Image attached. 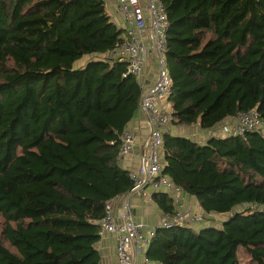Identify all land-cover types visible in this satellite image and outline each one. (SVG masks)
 Returning a JSON list of instances; mask_svg holds the SVG:
<instances>
[{"label": "trees", "instance_id": "1", "mask_svg": "<svg viewBox=\"0 0 264 264\" xmlns=\"http://www.w3.org/2000/svg\"><path fill=\"white\" fill-rule=\"evenodd\" d=\"M160 1L172 122L264 120V0ZM123 40L104 0H0V264H100L105 204L132 186L118 152L141 92L114 53ZM162 156V172L223 217L159 224L149 264H264V132L204 144L165 133ZM152 199L174 212L167 194Z\"/></svg>", "mask_w": 264, "mask_h": 264}, {"label": "built area", "instance_id": "2", "mask_svg": "<svg viewBox=\"0 0 264 264\" xmlns=\"http://www.w3.org/2000/svg\"><path fill=\"white\" fill-rule=\"evenodd\" d=\"M108 0H104L106 2ZM115 13L124 20V40L114 51L126 63L127 73L132 75L140 89L139 112L147 125L143 140L144 151L139 166L129 171L132 181L130 189L120 196L121 211L113 212L112 200L105 204V214L100 220V232L115 237L116 261L114 264H149L144 250L149 246L155 229L134 220L131 195H145L147 188L152 192L166 191L175 207L172 214L164 213L160 225L171 227L176 224L195 227L207 225L209 218L182 209V189L175 185L163 169V135L170 133L175 125L171 112L164 108L162 99L170 94V77L166 67V32L168 20L164 4L160 0H112ZM147 41H146V39ZM147 42V43H146ZM155 55L158 69L154 81L148 82L143 74L147 56ZM218 127L203 129L208 136H236L249 131L264 132V120L256 110L240 111ZM136 135L125 129L120 135L118 158L127 156L133 149ZM211 224V222H210Z\"/></svg>", "mask_w": 264, "mask_h": 264}, {"label": "crops", "instance_id": "3", "mask_svg": "<svg viewBox=\"0 0 264 264\" xmlns=\"http://www.w3.org/2000/svg\"><path fill=\"white\" fill-rule=\"evenodd\" d=\"M105 7L110 15L112 21L118 23V20L122 21V19L115 13V3L112 0H108L105 2ZM119 24V23H118ZM121 27V26H118ZM146 39V38H145ZM147 41V39H146ZM147 43V42H146ZM79 64V63H78ZM83 64V63H82ZM82 64H79L81 66ZM157 69L158 64L155 58V55L147 56L146 62L143 68L144 77L148 82H152L157 77ZM161 103L164 105L168 111L171 112L172 103L167 99H162ZM230 118H226L220 123L217 124L216 127L227 123ZM201 127L198 124H193L190 126L180 127L178 125H174L173 128L170 129V133L173 135H183L191 138L195 142L199 144H204L207 142L208 134L205 130L200 129ZM126 129H130L136 135V142L132 149V151L125 157L119 159L121 166L127 170H136L139 166L140 155L144 151L143 140L147 135V125L144 121L143 115L138 112L134 119L130 121L127 125ZM205 132V133H204ZM152 192L150 188H147V192L144 195H131L130 203L132 206V213L134 220L138 223H142L148 228L155 229L161 223V219L163 216V212L158 208L157 204L152 199ZM157 193H165L170 197V195L166 191H160ZM125 194V193H124ZM123 195V194H122ZM120 195V196H122ZM117 196L112 200V208L113 212L118 218L121 211V197ZM182 209H189L191 212L200 214L204 217H212L216 219L217 222H220L223 215L214 214V213H206L196 199L185 192L182 193ZM119 219V218H118ZM215 222V223H217ZM100 238L95 243V248L99 254V262L100 264H114L116 261V249H115V237L109 233H101L99 232ZM146 249L144 250L145 253ZM145 255V254H144Z\"/></svg>", "mask_w": 264, "mask_h": 264}, {"label": "rangeland", "instance_id": "4", "mask_svg": "<svg viewBox=\"0 0 264 264\" xmlns=\"http://www.w3.org/2000/svg\"><path fill=\"white\" fill-rule=\"evenodd\" d=\"M121 19H122V17L120 16V15H118ZM119 23V24H118ZM118 23H116L117 24V27L118 26H121V28H124L125 27V23H124V20L122 19V21H120V20H118ZM87 55H84L82 58H80L79 60H77L76 62H75V67H80L79 66V64H82V63H85L86 62V60H87ZM79 63V64H78ZM181 128L182 127H184V126H180ZM205 133V132H204ZM218 136V135H217ZM219 137H225L224 135L222 136V135H220ZM209 218H211V219H213L214 217L212 216V217H209ZM211 219H209L210 221H207V225H209L210 224V222H211V224H214L215 222H217V220L216 219H214V220H211ZM215 224H217V223H215Z\"/></svg>", "mask_w": 264, "mask_h": 264}]
</instances>
